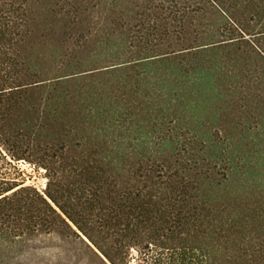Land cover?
Listing matches in <instances>:
<instances>
[{
    "label": "trees",
    "instance_id": "16d2710c",
    "mask_svg": "<svg viewBox=\"0 0 264 264\" xmlns=\"http://www.w3.org/2000/svg\"><path fill=\"white\" fill-rule=\"evenodd\" d=\"M120 1L100 32L86 27L99 3L46 2L44 9L56 10L62 27L57 63L47 68L29 48L42 37L34 36L38 26L31 16L33 6L27 0H0V100L88 75L121 76L125 87L135 82L138 89L140 78L157 70L168 71V77L157 74L158 80L180 88L234 78L224 92L264 98V1L247 16L237 15L244 7L241 0ZM96 44L114 48L95 50ZM87 46L91 51L84 50ZM38 119L37 125L48 121L47 116ZM190 150L192 161L179 158L175 150L162 163L149 165L150 174L132 185L88 181L75 194L70 187L49 194L61 213L36 191L19 189L0 199V238L22 244L44 233L68 234L80 239L101 264H132V251L137 253L135 264H264V207L246 206L249 198L238 194L207 198L199 193L202 185L217 193L229 185L231 179L219 172L228 158L225 148L216 155L204 148ZM175 153L177 160L169 164ZM216 200L224 206L214 208ZM257 201L262 204L264 198ZM232 202L244 207L229 208ZM94 232L103 240H95Z\"/></svg>",
    "mask_w": 264,
    "mask_h": 264
},
{
    "label": "rangeland",
    "instance_id": "374dc122",
    "mask_svg": "<svg viewBox=\"0 0 264 264\" xmlns=\"http://www.w3.org/2000/svg\"><path fill=\"white\" fill-rule=\"evenodd\" d=\"M64 1L27 0L29 6H33L31 16L38 26L34 36H42L33 39L29 48L36 51L38 62L47 68L57 63L60 47L57 42L61 39L62 27L55 17L56 10L43 6L46 2ZM92 1L100 5L86 27L100 32L108 26L105 19L108 13L116 12L115 4L122 1ZM241 1L244 7L237 12L238 16L254 12L264 0H255L252 4L249 0ZM95 46L105 47L96 44L95 50ZM108 48L114 47L104 49ZM84 50L91 51L88 46ZM86 58L91 64V58ZM157 74L168 77V71H154L153 77L140 78L138 89L135 82L125 87L121 76L88 75L56 87H33L25 96L11 101L0 100V199L29 188L60 212L48 197L58 190L70 187L75 194L78 186L84 188L86 182L98 180L118 186L132 185L150 174V166L162 163L175 150L179 158L192 161V148H204L208 155L211 152L216 155L220 148H225L228 159L223 161L224 167L219 168V172L231 179L229 185L217 193L206 184L200 186L198 192L207 198L221 193L238 194L249 198L243 203L246 206L264 207V202L257 201L264 198V98L253 99L233 90L224 92L237 80L234 78L180 88L158 80ZM234 82L241 83L238 85L242 88L247 86L246 82ZM38 115L47 116L48 121L37 125ZM65 146L69 149H64ZM45 148L50 154H45ZM176 153L169 164L177 160ZM213 205L221 208L224 202L216 200ZM228 207L244 206L232 202ZM3 212L0 211V217ZM63 217L77 235L95 249L76 226ZM93 237L103 240L95 232ZM0 243L3 244L0 264H101L80 239L68 234L61 237L44 233L22 244L0 238ZM136 258L137 253L132 251L129 261L135 264Z\"/></svg>",
    "mask_w": 264,
    "mask_h": 264
}]
</instances>
